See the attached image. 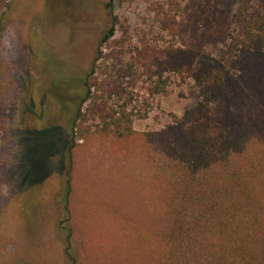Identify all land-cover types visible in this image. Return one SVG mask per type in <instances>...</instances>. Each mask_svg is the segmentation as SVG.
Instances as JSON below:
<instances>
[{"label":"rangeland","instance_id":"rangeland-1","mask_svg":"<svg viewBox=\"0 0 264 264\" xmlns=\"http://www.w3.org/2000/svg\"><path fill=\"white\" fill-rule=\"evenodd\" d=\"M108 2L0 0V264H72L67 218L77 264H160L170 128L207 114L196 110L194 77L180 71L189 56L237 78L214 116L229 131L248 130L243 148L264 152V60L248 67L236 55L243 47L254 58L248 39L236 54L228 48L239 32L233 14L244 2L257 11L261 0H112L115 34L101 45ZM218 21L230 31L209 39ZM86 84L91 96L71 129L69 101Z\"/></svg>","mask_w":264,"mask_h":264},{"label":"trees","instance_id":"trees-1","mask_svg":"<svg viewBox=\"0 0 264 264\" xmlns=\"http://www.w3.org/2000/svg\"><path fill=\"white\" fill-rule=\"evenodd\" d=\"M107 9L112 16V27L102 37L101 45L115 34L117 18L113 14L112 0ZM254 11L251 12L244 2L233 14L239 32L238 35L232 34L228 46L229 51L235 53V43L248 39L257 47L253 49L254 58H250L252 52L243 47L241 54L235 53L248 59L245 63L248 67L264 60L260 58L264 48V0ZM228 16L225 13L223 21L228 22ZM223 21L211 24L207 32L209 39L215 35L213 39H217L230 31L228 23ZM3 30L0 19V38ZM99 55L86 77L95 73ZM214 62L189 56L180 65V71L194 77L203 95L196 110L207 114L199 120L183 121L170 128L174 140L165 168H162V171L171 173L170 194L166 202L169 224L163 234L164 250L157 258L160 264H264V152L243 148L240 139L244 143L248 130L242 132L234 128L229 131L222 125L227 123L223 121L226 117L214 116L213 111L223 103L228 88L237 80L226 75L218 65H212ZM246 66L243 64L242 67ZM90 91L91 88L87 87L81 99L75 93L71 95L69 102L75 107L76 114L71 129L75 128L82 105L91 96ZM189 118H192L190 112L184 120ZM60 166L62 174L63 158ZM66 175L64 203L65 211L69 212L71 169ZM61 228L67 232L65 254L72 264H77L73 253L74 231L69 218L61 222Z\"/></svg>","mask_w":264,"mask_h":264}]
</instances>
